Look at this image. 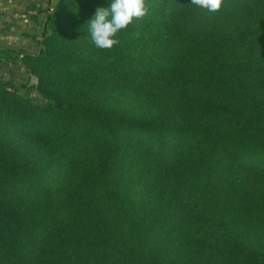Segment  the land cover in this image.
I'll return each mask as SVG.
<instances>
[{"label": "trees", "instance_id": "trees-1", "mask_svg": "<svg viewBox=\"0 0 264 264\" xmlns=\"http://www.w3.org/2000/svg\"><path fill=\"white\" fill-rule=\"evenodd\" d=\"M110 2L50 9L23 57L50 100L0 79V264H264V0H145L98 49Z\"/></svg>", "mask_w": 264, "mask_h": 264}, {"label": "crops", "instance_id": "crops-1", "mask_svg": "<svg viewBox=\"0 0 264 264\" xmlns=\"http://www.w3.org/2000/svg\"><path fill=\"white\" fill-rule=\"evenodd\" d=\"M51 1L0 0V79L17 85L28 73L23 57L41 49Z\"/></svg>", "mask_w": 264, "mask_h": 264}, {"label": "clouds", "instance_id": "clouds-1", "mask_svg": "<svg viewBox=\"0 0 264 264\" xmlns=\"http://www.w3.org/2000/svg\"><path fill=\"white\" fill-rule=\"evenodd\" d=\"M223 0H191L190 5L218 12ZM147 14L145 0H111L110 7L97 8L94 17L88 21L91 41L98 49H111L119 41L114 39L118 32L127 29L133 18H143Z\"/></svg>", "mask_w": 264, "mask_h": 264}, {"label": "rangeland", "instance_id": "rangeland-1", "mask_svg": "<svg viewBox=\"0 0 264 264\" xmlns=\"http://www.w3.org/2000/svg\"><path fill=\"white\" fill-rule=\"evenodd\" d=\"M58 0L51 1V8H55ZM25 67L27 68V72L24 77H22V73L19 72L20 83L13 82L8 88L11 90H15L19 95H22L25 98H28L34 102L44 103L50 100L46 95L42 93V91L38 88V76L31 72L26 66V62H23ZM21 73V74H20ZM113 84V83H112ZM132 84H120L116 86V88H112L114 92L119 93L121 96L126 98L127 101L143 105L145 108L147 107H156L161 106V104L154 100L152 97L153 90L159 89L156 88H133Z\"/></svg>", "mask_w": 264, "mask_h": 264}, {"label": "built area", "instance_id": "built-area-1", "mask_svg": "<svg viewBox=\"0 0 264 264\" xmlns=\"http://www.w3.org/2000/svg\"><path fill=\"white\" fill-rule=\"evenodd\" d=\"M23 55V54H22Z\"/></svg>", "mask_w": 264, "mask_h": 264}]
</instances>
